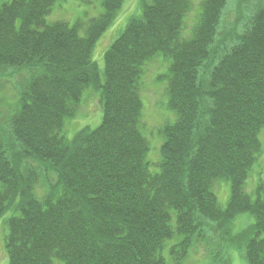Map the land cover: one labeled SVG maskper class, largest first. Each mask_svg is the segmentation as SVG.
<instances>
[{"label":"trees","instance_id":"trees-1","mask_svg":"<svg viewBox=\"0 0 264 264\" xmlns=\"http://www.w3.org/2000/svg\"><path fill=\"white\" fill-rule=\"evenodd\" d=\"M56 1L0 5V69L28 75L0 126L8 264H167L166 249L183 264L201 248L216 264H231L225 254L234 246L247 264H264V184L255 196L245 190L263 150L264 3L222 30L229 0H203L187 35L191 0H141L106 51L102 78L93 51L124 0H101V15L73 24L48 22ZM158 54L170 62L175 118L161 127L153 172L140 79ZM91 85L102 122L69 140L66 119ZM222 180L226 207L215 191ZM243 213L255 220L233 235Z\"/></svg>","mask_w":264,"mask_h":264},{"label":"rangeland","instance_id":"rangeland-1","mask_svg":"<svg viewBox=\"0 0 264 264\" xmlns=\"http://www.w3.org/2000/svg\"><path fill=\"white\" fill-rule=\"evenodd\" d=\"M7 0H0V5ZM141 0H124L115 22L103 33L93 51V59L98 64L103 78L105 60L104 56L111 44L125 30L130 17L138 14ZM203 0H191V8L185 17V34L188 35L191 28L197 22L202 11ZM264 0H229L224 11V27L222 30H229L235 25L238 14L244 17L250 15L254 9L263 4ZM140 11V10H139ZM104 12L101 0H58L54 4L50 14L47 16L48 22L63 20L71 24L86 17H97ZM170 62L162 54L156 55L144 65V71L140 79V95L143 101L141 130L149 142L148 160L151 163V170L156 172L161 161V146L164 137L161 127L174 120V114L167 106V78ZM27 73L23 70L0 69V126L7 122V118L12 114L17 102L21 85L27 78ZM103 109L100 100V92L91 85L84 92L82 101L74 117L66 119L64 135L72 140L76 133L85 128L92 129L98 127L102 122ZM263 150L257 157L250 176L246 182L245 190L255 196V191L259 183L264 184V132L260 134ZM43 186L39 185L38 191L41 194ZM216 195L221 206L226 207L230 197V187L225 181H219L215 186ZM9 214L0 218V264H8L9 257L5 248V239L9 232L6 218ZM254 217L250 213L239 215L234 221L232 234L242 232L254 222ZM167 264H175L166 249ZM225 255L231 256V264H247L242 252L237 247L228 249ZM223 258H226L223 257ZM220 263V262H218ZM183 264H216L213 259L206 254L204 249H194Z\"/></svg>","mask_w":264,"mask_h":264}]
</instances>
